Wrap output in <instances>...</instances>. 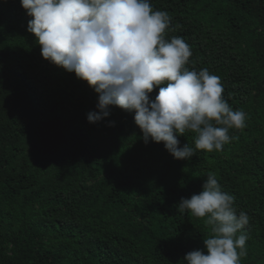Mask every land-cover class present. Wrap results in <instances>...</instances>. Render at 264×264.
I'll use <instances>...</instances> for the list:
<instances>
[{"label": "trees", "instance_id": "trees-1", "mask_svg": "<svg viewBox=\"0 0 264 264\" xmlns=\"http://www.w3.org/2000/svg\"><path fill=\"white\" fill-rule=\"evenodd\" d=\"M150 4L171 18L165 38L190 46L186 67L218 76L246 127L221 151L177 160L145 144L134 112L88 122L98 94L42 57L20 0H0V264H185L210 230L178 203L209 174L250 218L240 264H264V0Z\"/></svg>", "mask_w": 264, "mask_h": 264}, {"label": "clouds", "instance_id": "clouds-1", "mask_svg": "<svg viewBox=\"0 0 264 264\" xmlns=\"http://www.w3.org/2000/svg\"><path fill=\"white\" fill-rule=\"evenodd\" d=\"M27 31L42 57L75 73L98 94L87 120L96 123L111 107L134 112V123L149 140L163 143L174 159L188 160L196 150L221 151L246 127V113L223 98L220 78L207 69L189 70L190 46L180 37L165 38L171 18L154 11L150 0H20ZM158 88L154 99L150 94ZM114 124V122H112ZM110 124V126H112ZM195 134L194 148L179 136ZM234 196L209 174L201 191L181 198L180 212L205 218L210 235L203 249L188 252L185 264H240L247 255L244 231L249 216L234 206Z\"/></svg>", "mask_w": 264, "mask_h": 264}]
</instances>
